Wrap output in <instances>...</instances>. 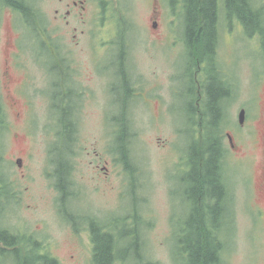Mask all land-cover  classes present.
Masks as SVG:
<instances>
[{
	"label": "rangeland",
	"instance_id": "obj_1",
	"mask_svg": "<svg viewBox=\"0 0 264 264\" xmlns=\"http://www.w3.org/2000/svg\"><path fill=\"white\" fill-rule=\"evenodd\" d=\"M89 1L86 24L77 25V29L72 25L69 41L64 43L62 40L76 68L73 74L76 81L70 83V86L77 87L76 100H72L75 102L68 103L70 94L61 89L64 94L59 98V105L65 107L52 108L49 96L54 90L47 88L45 72L36 67L26 52L23 64L27 70L19 74L22 88L16 95L27 108H22L20 119H16V111L8 104L0 74V103H4L6 125L0 128V186L9 183L4 191L10 197H7V204H2L6 211L0 213V228L29 236L28 243L19 245L21 263L28 252L23 247L29 249L33 239L38 242V247L32 252L42 254L46 246L58 264H96L87 225L78 221L77 230L66 218V209L80 220L89 215L106 226L115 218L120 219L119 223L115 222L127 233L135 227V221L124 219L135 209L138 211L136 223L143 236L139 239L127 234L123 246L127 257L119 264H180L181 250L176 248L178 227L175 224L180 225L182 237L190 238L193 233L188 225L192 204L188 200L191 170L183 174L179 168L184 165L191 144L193 125L187 120L186 109L192 97L188 93L190 83L177 79L186 68L187 53L181 39L170 43L174 35L168 23L176 22L181 27L183 2L176 0L177 9L173 11L169 0L123 1L124 7L130 8L120 16L136 27L127 36L131 42L128 67L132 75L141 73L134 78V95L139 98L132 97L130 111L121 103V100H127L125 96L119 98L126 92L121 89L119 79L116 84L118 94L112 93L113 77L118 78L119 72V67L111 63L116 60V49L112 46L113 58L112 54L101 59L106 47L102 48L101 42H96L102 36L112 38L113 27L116 30V11L112 10L115 14L113 24L106 15L111 7H119L121 0H109L106 6L101 0ZM253 4L264 7V0H253ZM234 19L228 20L221 8L217 61L220 66L227 67L228 64L231 73L238 77L237 80L233 76L236 80L232 96L223 101L226 118L221 126L224 133L230 129L236 131L242 108L246 115L243 135L236 132L240 151L237 153L230 147L231 151L226 152L225 157L224 176L229 187L232 214L226 211L217 230L209 221L208 232L217 234L222 243L219 264H264V214L261 213L264 210V168H261L264 149L261 135L254 131L260 129L259 122L264 129V35L255 33L250 36L239 20ZM158 20L159 27L155 29L153 24ZM71 21L76 20L71 17ZM122 37L120 34L114 39L119 41ZM95 45L102 49L98 52ZM23 46L31 53L39 51V43L28 29H24ZM3 60L2 51V65ZM193 63L195 68V57ZM222 71L230 83V73ZM34 79L36 83H33ZM198 79L200 107L203 109L206 72H199ZM193 81L196 95L199 87L194 74ZM63 96L67 97L65 102ZM198 100L195 97V102ZM76 102L79 107L75 117L72 116L77 120V140L72 146L73 169L70 185L62 191L58 189L63 171L58 165L60 159L68 156L70 140L66 135L67 127L58 124L70 118L64 115V110L68 114L73 112ZM124 115L130 125V139L133 138L129 144L128 165L121 154L118 158L115 150L119 146L116 139L118 119ZM182 129L186 133L181 134ZM226 141L230 145L228 138ZM21 158L23 166L18 163ZM182 174L186 181L179 178ZM64 198L68 199L66 203ZM105 229L111 230L110 227ZM135 239L141 242L142 253L136 248ZM5 252L3 256L0 253V264H17L18 258L14 256L17 252L10 249Z\"/></svg>",
	"mask_w": 264,
	"mask_h": 264
},
{
	"label": "flooded vegetation",
	"instance_id": "obj_2",
	"mask_svg": "<svg viewBox=\"0 0 264 264\" xmlns=\"http://www.w3.org/2000/svg\"><path fill=\"white\" fill-rule=\"evenodd\" d=\"M123 1H120V6L116 8H110L108 11L106 18H110L111 24L114 23L113 19H115V14L112 13V10L116 11L117 15V23H116V30L113 27L114 33L112 35L111 39H108L106 37L102 38H97V41L101 42V45H103L102 48H105V53L103 54L101 59H105L113 54L112 51V46L115 47L116 51L114 53L116 54V60L111 62L112 64L117 65L119 67V72H117L118 78L113 77L115 79V82L112 86V93L113 94H118L116 87H117V79L120 80V83L122 84L121 89H124L125 94L120 96L119 98L122 99V97L125 96L127 100H121L122 104H125L131 111L130 109V103L132 97H134V90H133V83H134V78L140 76V71L139 73L135 72V75H132L129 67H128V58H129V52L131 51V42L127 38L130 32L135 30V26H133L131 23H128L124 20V18H121V14L124 13L125 9H129L130 7H124ZM47 2V3H46ZM103 5L106 6L108 4L109 0H101ZM89 0H0V74H2L3 78V88L6 89V98L8 100V104L12 106V109H15L16 111V119H20L21 113H22V108H27V106L22 105L19 97L16 95L17 91L22 88V82L19 80V74L23 70H27L25 67L26 65L23 64L24 62V56L27 54L30 58H32L33 62L37 64V68L42 69L45 72V77L48 81L49 87L51 90H54V93H51L49 97H51V105L52 108H60L61 106L64 105H59V98L61 95H63V92H60L61 89L64 91H68L70 96H68V103H73L76 100L75 89L77 87L75 86H70L71 81H74L75 83V78L73 77V74L76 70L74 69V66L72 65V62L70 61L69 54H67V48H65V44L69 41V35H70V29L72 25H75L74 28L77 29V25L81 24H86L85 22V14L88 10L87 4H89ZM48 4V5H46ZM171 9L176 10L177 7L175 5H171ZM183 7V18H185V9ZM170 12L169 16L173 14ZM71 17H73L76 21H71ZM233 19V18H232ZM80 20V21H79ZM234 20H237L235 18ZM123 22V23H122ZM159 20L155 21L154 28L157 29L159 27ZM243 21L239 20V23L241 26H244V28L247 31V28L245 24L242 23ZM170 25V28L173 32V38L170 39V43L173 44L178 39H181V43L183 44L185 51H186V56L187 60L186 61V68L183 71V74H180L177 79H181L183 82H189L190 87L188 90V93L191 95L192 99L190 101L189 107L186 109L188 110V116L187 120L190 123V125L193 127L192 129V136H191V144L189 145V148L187 149V154H186V159L184 160V165H180L179 163V168L182 169V173L184 174L188 169H200L199 167V162L205 158V155L203 152L201 153V148H205V142H204V134H203V128L202 125L208 124L211 127H214V129L218 130V145L220 147L219 151V158H218V164H217V169H221L223 172V179L225 180L226 183V191H228V197L225 200V204L227 206L226 211H230L229 215L232 214V208H231V198H229V187L226 182L225 174H224V169H225V157H226V152L231 151V148L236 150L237 153L240 151V147H238V138L239 136H242L241 134L242 131V125L244 123H241L240 117H239V124L236 126V131L227 130L224 133V130L222 129L223 123L225 122V109L223 105V101L226 102L230 97L232 96L233 93V85L235 84V77H237L236 73H231L229 70L228 64L227 67L225 66H220L217 61V55L216 59L214 62L208 66V64L205 63L206 60H203L202 62L201 58L199 57V48L197 45L196 47L193 48L192 52L189 50L191 47L189 43V39L186 37V22L183 20L181 22V27L176 23V22H170L168 23ZM122 26V29H121ZM112 27V25H111ZM24 29H28L34 33V39L36 37V41L39 43V51H34L31 53V51H28L24 46H23V34H24ZM220 31V29H219ZM122 35L123 37L119 39V41L115 40L114 38L118 37L119 35ZM178 35H181V37H178ZM122 39V40H121ZM63 40V42H62ZM260 42V41H259ZM107 44V45H106ZM194 45V43L192 44ZM166 46V45H164ZM3 49L1 50V48ZM172 47V46H171ZM96 50L99 52L102 48L97 49V45H95ZM135 48V47H134ZM133 48V49H134ZM2 51L4 52V60H3V65H2ZM218 52V47L217 50ZM27 52V53H26ZM46 52V53H45ZM184 52V51H183ZM184 54V53H183ZM128 56V58H127ZM185 54L183 55V57ZM114 57V54L112 55V58ZM193 57L197 59V63L194 68V63H193ZM101 59L99 61V67L101 68L103 64H101ZM127 59V60H126ZM201 61V62H200ZM74 70V71H73ZM196 70V71H195ZM224 74L230 73L229 79L230 83L224 78ZM195 71V73H194ZM206 72V83L207 80L210 81L211 76L210 74L212 73L213 78L215 80V77L217 78V74L219 75L221 81L225 85V88L222 92V97L220 98L219 104V112H218V119H214L212 111L210 113H207L208 109L206 108L207 106V100H208V92L207 89H205V104L204 108L202 109L200 107V97H199V92L200 90V81L198 79V73L199 72ZM99 72L103 74V71L99 69ZM193 74L195 76V81L198 84V92H194V81H193ZM52 76V80H51ZM105 77H107L104 74ZM143 77V75H142ZM1 78V81H2ZM238 80V77H237ZM33 83L35 82V79L33 80ZM17 84L20 85V87H15ZM28 85V84H27ZM46 88V89H47ZM139 88H137L138 90ZM238 91V85L236 87ZM27 92V87L25 88ZM48 91V90H47ZM174 91V90H173ZM178 91V90H177ZM183 90H180V93H182ZM140 93V92H139ZM111 94V93H110ZM175 95V92H174ZM139 96V95H138ZM64 97V96H63ZM146 97V95H144ZM143 97V99H144ZM195 97H198L199 100L195 102ZM135 98H139L135 96ZM67 100V97H64V102ZM146 102L147 100L144 99ZM66 103V104H68ZM27 104L31 105V102H28ZM2 113H3V108H4V103H0ZM65 107V106H64ZM79 107L78 103L76 102V106L72 107L73 112L68 114L67 110H64V115L69 116L70 118L66 120H61V124L58 125H65V123H70L71 121L77 124V120L75 118V111ZM173 108V107H172ZM171 108V109H172ZM243 108L240 110L242 111ZM207 113V114H205ZM126 120V115H124L122 118H119L118 120ZM264 120V119H263ZM205 121V122H204ZM188 124V123H187ZM5 125V124H4ZM6 126V125H5ZM185 126V125H184ZM260 129H254V131H257L261 135V140H262V149H264V129L263 125L261 122H259ZM181 134L186 133L185 130L182 129ZM236 132L239 134V136L236 135ZM69 137V140L71 139V133L66 134ZM227 138L229 140L230 145L227 143ZM133 140V138H131ZM71 141V140H70ZM131 142V141H130ZM72 146L73 143L70 142V150L68 152L67 158H65L68 162L66 163V169H62L64 179L63 183L61 184L62 187L60 189L62 191H65L66 187L70 185V176H71V170L72 168V162H73V157L72 155ZM231 147V148H230ZM191 148H193L191 150ZM116 152L118 153V158H119V151L118 149H115ZM191 152L189 153V151ZM204 150V149H203ZM264 152V150H263ZM131 153V151H130ZM63 158V156H62ZM201 159V160H200ZM19 166H23V159H18ZM22 161V162H21ZM177 168V169H179ZM261 168H264V157L262 161ZM132 169H135L132 165ZM140 169H142V166H140ZM183 174L179 177H183L185 180ZM67 175L68 180H67ZM263 191H264V169H263ZM186 181V180H185ZM8 182H6L4 185L0 186V206L2 207V204H7V197H9L8 192L4 191L6 188L5 186L8 187ZM64 187V188H63ZM66 193V192H65ZM190 195V191L188 193ZM10 198V197H9ZM192 197L188 196V200H191L192 206L194 204V199H190ZM64 202L66 203L68 199H63ZM10 202V201H9ZM188 212V215H190L193 212V207H191ZM229 208V209H228ZM6 211V208L2 207L0 208V213ZM225 211V213H226ZM262 215L264 214V210H261ZM135 214H138V211L135 209H132L126 219V221H135L133 222L135 224V227L127 231L120 230L118 223L120 219L115 218L114 221L109 222V226H106L105 223L101 222L99 219L92 217V216H84L82 219L76 218L72 213H70L66 209V218L70 219L73 224L75 225L76 229L78 230L79 223L81 225H87L88 230L90 231V236H91V241H92V253H93V262L94 261V254L97 253V245L100 247V242L101 238L103 235H109L112 239V245H111V251L114 253H123L126 254L124 251V242L125 238L127 237V234H131L134 236H138L139 239L141 238V235L139 233V225L136 223V217ZM234 214V211H233ZM130 216V217H129ZM131 218V219H130ZM69 220V221H70ZM176 220L179 221L178 218ZM118 223H116V222ZM176 222V221H175ZM132 224V223H131ZM178 227V233L176 237V248L181 250V253L183 252V247L184 245H181L180 243V238H182V230L180 228V225L175 224ZM106 227H110L111 230L105 229ZM0 231H4L8 234L15 235L16 238L15 240H12V243L14 245L11 246H5L3 241H0V253L2 252V248L4 249H10L12 251H15L17 253H21V249L19 245L21 243H28L27 239L29 236L27 235H16L11 232H9L7 229H2L0 228ZM32 246L28 249L27 246H24L23 249L28 252H32L34 247H38V242L33 241L32 239ZM138 250L142 253L141 249V242L139 241L138 244ZM44 247V246H43ZM28 249V250H27ZM24 251V252H25ZM47 248L46 246L44 247L42 253H46ZM49 253V252H48ZM180 253V254H181ZM50 254V253H49ZM181 258V259H180ZM180 261L183 263L182 256H180ZM126 260V259H124ZM122 259L117 260L116 264L123 263L125 261H122Z\"/></svg>",
	"mask_w": 264,
	"mask_h": 264
},
{
	"label": "trees",
	"instance_id": "obj_3",
	"mask_svg": "<svg viewBox=\"0 0 264 264\" xmlns=\"http://www.w3.org/2000/svg\"><path fill=\"white\" fill-rule=\"evenodd\" d=\"M171 5L176 4V0H169ZM185 9L186 22V37L190 40L192 52L196 45L199 48V57L206 60L205 63L210 66L215 61L217 55V47L220 41V17L221 8H223L225 16L228 20L237 18L243 21L250 36L255 33L264 35V7H256L253 0H181ZM194 43V45H192ZM200 61V62H201ZM210 81L207 80L206 89L208 92L207 113L212 111L214 119H218L220 111V98L225 85L221 81L219 75L215 80L212 73ZM219 107V108H218ZM205 113V114H207ZM205 122V121H204ZM4 118L0 106V128H4ZM68 134L71 133V143H74L77 135V124L74 122L65 123L64 127ZM130 125L126 120H120L117 133V141L119 143V154L125 159L128 165L129 159V144H130ZM203 134L205 148H201V153L205 158L199 162L200 169H191L189 181L192 182L190 197L194 199L193 212L188 219L189 227H192V236L180 238L181 245H184L182 256L183 263L180 264H219L222 243L217 234L211 235L208 232L209 221H212L214 227L221 224L227 206L225 200L228 197L226 191V183L223 179V172L217 169L220 147L218 145V130L208 124H203ZM193 148H191L192 150ZM204 149V150H203ZM120 155V156H121ZM68 159V158H67ZM201 160V159H200ZM66 159H60L58 169H66ZM73 168V163H72ZM64 175H61V184L64 182ZM59 187H62L59 185ZM64 188V187H63ZM7 232V231H6ZM0 231V241H3L5 246L14 245L12 240L15 235ZM138 240V239H137ZM136 242V239H135ZM138 248L139 242L136 243ZM112 239L109 235H103L100 242V247L97 245V253L94 254L96 264H116L119 259H126L127 255L123 253H114L111 251ZM135 246V245H134ZM2 248L1 255L7 252ZM31 254H33L31 256ZM24 262H20V253L14 256L18 258L17 264H58V260L48 252L35 254L27 252ZM181 259V258H180ZM178 264V262H177Z\"/></svg>",
	"mask_w": 264,
	"mask_h": 264
},
{
	"label": "water",
	"instance_id": "obj_4",
	"mask_svg": "<svg viewBox=\"0 0 264 264\" xmlns=\"http://www.w3.org/2000/svg\"><path fill=\"white\" fill-rule=\"evenodd\" d=\"M245 115H246V111L245 110H242L241 113H240V121H241V123H244V121H245Z\"/></svg>",
	"mask_w": 264,
	"mask_h": 264
}]
</instances>
